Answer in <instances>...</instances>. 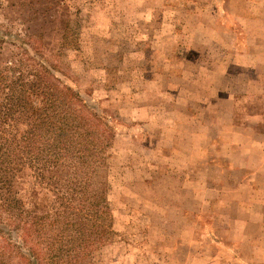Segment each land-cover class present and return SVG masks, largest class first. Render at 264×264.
Here are the masks:
<instances>
[{"label":"rangeland","instance_id":"1","mask_svg":"<svg viewBox=\"0 0 264 264\" xmlns=\"http://www.w3.org/2000/svg\"><path fill=\"white\" fill-rule=\"evenodd\" d=\"M249 2L66 0L55 19L0 10L13 43L1 63L33 71L47 57L114 134L92 187L113 233L91 264H218L219 242L235 244L219 203L240 174L232 152L264 149V29L237 12Z\"/></svg>","mask_w":264,"mask_h":264},{"label":"trees","instance_id":"2","mask_svg":"<svg viewBox=\"0 0 264 264\" xmlns=\"http://www.w3.org/2000/svg\"><path fill=\"white\" fill-rule=\"evenodd\" d=\"M2 1L3 12L55 19L66 0ZM9 27L0 24V264H91L113 233L108 202L92 187L114 134L47 57L33 71L1 63Z\"/></svg>","mask_w":264,"mask_h":264},{"label":"crops","instance_id":"3","mask_svg":"<svg viewBox=\"0 0 264 264\" xmlns=\"http://www.w3.org/2000/svg\"><path fill=\"white\" fill-rule=\"evenodd\" d=\"M237 12L245 27L264 29V0L260 3L258 0L256 3L249 2ZM260 151L256 159L253 148L237 146L232 152L234 162L239 163L236 165H239L240 174L229 185L233 189L219 197L222 200L219 203L227 205L228 209L218 214L220 218L233 223V233L227 234L224 240L234 236L232 240L235 244L219 242L227 257L218 264H264V149ZM196 259L193 258V262Z\"/></svg>","mask_w":264,"mask_h":264}]
</instances>
